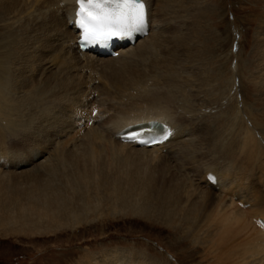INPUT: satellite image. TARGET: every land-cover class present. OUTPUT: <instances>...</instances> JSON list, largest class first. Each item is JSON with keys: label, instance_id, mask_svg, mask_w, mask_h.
Listing matches in <instances>:
<instances>
[{"label": "bare ground", "instance_id": "bare-ground-1", "mask_svg": "<svg viewBox=\"0 0 264 264\" xmlns=\"http://www.w3.org/2000/svg\"><path fill=\"white\" fill-rule=\"evenodd\" d=\"M153 1L145 0L146 35L133 44L114 48L118 52L115 57L78 50L79 31L74 23L76 0L45 1V11H48L54 29L49 41L42 46L34 44L31 32L29 39L33 43L29 46L20 45L15 31L6 42L0 41V48L4 46L0 52V64L4 65H0V222L6 225L15 223L17 231H50L79 224L84 220L81 215L85 206L91 202L102 204V201L109 200L115 207L121 201L123 207L132 213L136 206L148 202L151 208L165 212L166 225L171 226L182 240L187 239L197 248L209 247L214 264H264V229L258 222L259 219L264 223V183L261 181L264 179V138L258 133L259 126L264 128V33L254 34L251 56L255 59L252 65L250 61H236L227 66L225 59H229L230 54H220V59L218 52L214 75L210 77L209 71L204 69L201 71L208 74L207 78H202L203 72L199 74L186 66L197 52V46L194 48L193 44L194 31L197 30L184 28L188 16L197 19L201 12H187L183 7L185 0H160L158 4ZM257 1L264 4V0ZM16 3L15 0H0V16L10 14ZM199 9L203 10V7ZM12 14L16 15L15 12ZM8 21H13L11 16ZM191 21L194 24L197 20ZM179 22L182 27L172 29ZM33 27L31 29L36 30ZM234 32L238 34L236 30ZM67 35L71 36L70 40L64 38ZM218 37L223 48L221 37ZM157 38L172 44L171 47L183 48V53L177 55L174 51L169 59L150 62L149 52L159 44ZM29 41H25L26 44ZM206 49H202L203 52ZM196 57L199 61L200 55ZM59 59L62 63L56 68ZM75 70L80 74H75ZM82 72L87 74L84 79ZM29 75L37 77L38 82ZM86 80L92 83L89 92L92 106L89 112L84 111L83 120L91 118L92 124L84 125L79 134L87 142L71 141L67 146V140L58 139L63 140V136L68 135H63L65 130L76 128L69 119L60 116L59 100L69 96L71 102L83 95L88 84ZM81 85L82 89H79ZM244 90H250L251 95L247 96ZM97 96L98 99L94 100ZM200 98L205 99L204 104H200ZM234 99L238 104L234 105ZM246 100H251L252 105L244 106ZM94 107L98 114L92 117ZM212 112H218V115L208 119ZM145 119L170 124V138L161 145L139 147L115 137L127 125ZM201 119H208L210 125L205 127L208 147L204 145L203 148L206 147L219 160L211 164H205L202 159L197 161L196 166H203L201 176L197 170L180 173L175 165L182 157L196 160L191 154L198 153L202 145L198 132L194 130L195 123ZM229 127L238 132L242 128L247 130L242 138H238ZM53 131L62 135L57 136L58 141H54ZM6 134L8 140L9 137H22L26 143L24 150H27L18 153L23 147L7 143ZM239 143L241 151L238 156L245 160L238 158L241 164L234 161V164L222 163L216 154L225 160L232 159L230 149ZM160 159L166 163L156 164ZM143 161L146 164L141 167ZM111 163L115 164L112 167L116 169L115 173L110 170ZM242 165L250 170L246 171ZM157 167L161 170L155 177L152 172L155 170V173ZM255 169H260L259 176L254 175ZM209 172L215 175L214 181L206 179ZM242 203H247L248 209ZM209 222L219 226L213 233L208 229ZM214 236L218 241L213 239ZM122 252L109 250L97 259L93 256L96 260L93 258L91 262L115 264L124 254L129 256ZM133 260L138 261L137 258ZM139 261L135 263L140 264ZM143 262L141 264H145Z\"/></svg>", "mask_w": 264, "mask_h": 264}, {"label": "rangeland", "instance_id": "rangeland-1", "mask_svg": "<svg viewBox=\"0 0 264 264\" xmlns=\"http://www.w3.org/2000/svg\"><path fill=\"white\" fill-rule=\"evenodd\" d=\"M15 1H17L16 3L17 6H15L17 8L14 7V9L12 10L10 14L3 13L2 15L3 17L0 16V39H1L0 41L6 42V40H8V38L11 36L13 31H15L16 33L15 35L19 38L20 45L21 46L23 45L24 47L31 45L33 42L35 45L42 46L44 43H46L47 40L49 41L51 31L54 29V27H52L53 22L52 20H50L51 18L49 17L48 11L47 12L45 11V7H46L45 1L46 0L44 1L43 0L41 1L40 0H35V1L34 0H24V1L15 0ZM21 1H23L24 3ZM25 1L26 2L28 1V3L25 4ZM42 1L44 2L43 4L41 3ZM185 1L186 2L183 3V7L187 12H189V10H190L189 13L197 12L196 14H198L199 12H201L199 13L200 17L197 19H192V18L189 19V16H188L189 21H187L186 25L184 26L185 29L193 28L194 30L195 29L197 30V31H194V34H195L194 42L195 43H193L194 48L197 46L195 48V51L197 52L195 53V56H194L195 60L193 59L194 62L193 60L187 61L186 66L188 70L193 69L195 71H198L199 74L205 70H208L209 75L211 77L212 75H214L213 71L215 69L217 70L218 59L216 55L218 54V52H219L218 58H220V54L222 56L225 55L226 53L230 54L229 59L228 58L225 59L227 61L226 62L227 66L234 65L236 61L237 62L241 61V63L244 61L246 62L254 61L255 57L253 58L251 56V52H252L251 48L253 45L254 34L256 32L264 33V15H263L264 13L263 5L264 4L263 3H260L257 0H196V1L195 0H185ZM159 2L160 0L153 1L154 4H158ZM32 4H34L35 6ZM31 5L34 6V8H32ZM206 5H207V8H206ZM28 6H31V7H28ZM200 6L201 8L203 7V10L199 9ZM186 7H188L187 8L188 10L186 9ZM204 7L207 9L206 12H205ZM27 8H29L28 10L32 9V11L30 10L32 12L31 14H30V11L28 12ZM209 9H214V10L211 11ZM21 10H23V12ZM2 12H5V11H2ZM13 12H15L16 15L12 14ZM179 12L184 13L181 11ZM202 12H204L205 14ZM65 13L66 12H64V14ZM20 14L22 15V17L25 16L28 22L25 21L26 19L24 17L21 18ZM201 14L203 17H201ZM10 16L13 19L12 22L8 21V19H10ZM19 17L21 19H19ZM203 18H206V19L203 21ZM18 20L19 22H17ZM191 20H193V22H195L196 20L197 21L193 24L191 23L192 22ZM33 22L34 23L36 22V23L34 24ZM38 22L40 23V25ZM23 23L25 26L23 25ZM187 24L190 26H188ZM175 25L176 27L173 25V28H172L174 30L179 29V27L180 28L182 27V24H180V22L175 23ZM198 25H201V26H198ZM33 26L36 27V30H32L34 28ZM169 26L171 28V24ZM27 28L28 29L30 28V29L28 30ZM38 30L40 32H38ZM234 30H236L238 34H235ZM29 32H31L30 33L31 36ZM196 32L199 35H197ZM26 33H28V35H26ZM19 35H21L22 38ZM217 35L221 37L220 40L223 42V46H222L223 48H221V46L219 45V42H218L219 37ZM29 36L32 37L33 42H32V39H29L30 38ZM36 37H38L39 40ZM64 38H66L67 40H70L71 36L67 35ZM15 39L16 37L13 38L14 44L16 42ZM157 39H158L159 44L157 46H154L149 52L150 62H152V60L156 61V60L169 59L171 57L170 53L174 51H176L177 55H180V53L181 54L183 53V48L181 47L177 48L174 46L171 47L172 44L165 43V41L161 38H157ZM27 40H31V41H29V43L26 44L25 41ZM196 40H199L202 42L199 43ZM198 45H200V47ZM165 46L167 50H165ZM170 47L171 49H169ZM172 48L174 50H172ZM3 49H4V46L3 48H0V52H2ZM202 49L203 50L206 49L207 51L203 52ZM220 50H222L223 53L220 52ZM165 51H167L168 53H166ZM200 51H202V53ZM205 52H207L208 55H211V56L207 57V53ZM167 54L169 57L167 56ZM204 54H206L205 58H204ZM199 55H200V60L198 61L199 58L196 56H199ZM202 58L204 59L202 60ZM240 58L241 60H239ZM204 60H206V63L203 62ZM200 61L204 64H200L201 63ZM214 62L215 64H213ZM60 63H62V60L61 59L57 60L55 63V67L56 66L58 67ZM189 63L190 65L192 64V66H194L197 63L196 64L197 67L196 66L192 67L189 65ZM252 64L253 62L251 63V65ZM198 68H201V69H198ZM206 72L201 73L203 75H200V76L202 78H207L208 73ZM75 74H80V72L75 70ZM86 75L87 74H85L84 72H82L81 74L82 78L85 77ZM29 78L32 79L33 81L38 82L37 77L33 75L32 76L29 75ZM86 81L88 84L85 87V90H84L85 92L83 93L84 96L80 95L79 97L74 98L71 102H69L68 100L69 98H71L69 96H67L68 97L67 99H62V101L59 100L60 105H58L59 107L58 111L60 113V116L66 117L67 119H69L71 123L74 125V127L76 128L73 131L65 130L63 135L64 134H68V135L63 136L62 138L63 140L58 139L59 141L67 140L69 142V143L67 142L68 143L67 146H69L72 143L71 141L79 140L78 142H81L82 144L87 142L84 138H81L79 134V129L81 131L82 129H84L83 128L85 127L84 125L87 124V122L81 121L86 116L84 111L86 110L88 111V109H90L92 106L90 104L91 97L89 94V92L91 91L92 83L90 82V80H86ZM95 84L97 85L98 82L96 81ZM79 89H82V85L79 86ZM244 92L246 93L247 96L251 95L250 90H244ZM242 94L243 92L241 93V95ZM72 95L75 96V93H72ZM93 99L94 100L98 99V96L97 98L94 97ZM115 100L118 103L120 101L119 98H118L119 101L117 99ZM204 100L200 98L199 99L200 104H202ZM84 104L85 105L87 104V106L84 107ZM235 104H238L236 99H234V105ZM246 104L252 105L251 100H246V102L244 103V106H246ZM93 105L95 106L96 104H93ZM88 112H86V114H88ZM75 115L76 117H74ZM215 115H218V112L210 113V117L208 119L214 117ZM246 115H248V113H246ZM77 116H79V118H77ZM208 119H201L195 123L194 130L198 132L197 133L199 135L198 139L199 138L201 139L200 142L202 143V145L198 153L191 154L196 160L194 159L191 160L190 158V161H191L190 162L187 157H182L184 159V160L183 159L181 160L182 163L178 162V164L175 165V168L180 173L184 174V172H187V171L197 170L199 171L197 173L201 176L203 175L201 172L203 166L202 167L196 166L197 161H201L202 159L204 160L205 164H211L212 161L215 162L219 160V159L214 158L215 156H212L211 155L212 153H210V151L207 150L206 147L203 148L204 145L207 146V137L205 135V127L210 126L209 123L207 122ZM80 121L81 123L78 124V126H76L75 124ZM242 126H245V124H242ZM229 128H231V133L237 134L238 138H242V136L245 134L247 130V129L242 128V129H239L241 131L238 132L235 130L236 128L235 129H233L232 127H229ZM199 132L200 134L201 133L202 134L200 135ZM258 133L261 134V136L263 135L262 137L264 138V128L263 127L261 126L258 127ZM53 134L55 135L54 141H58L57 136H62L56 131H53ZM5 138H7L6 142L13 146L18 145L19 147H23V145L26 144L24 143V139L20 136L9 137L10 140H8V134H6ZM0 140H1V137H0ZM240 146H241V143H239L238 145H235L232 149H230V151L233 152L232 159L225 160L223 159L221 155H218V154L216 155L217 157L219 156L221 158L220 160L222 163L226 162V163L234 164L235 162L236 164L237 163L241 164V162H239L241 159L238 156L241 151ZM26 150L27 149L24 150V147H23L22 150L19 149L17 152L23 153ZM162 152L164 151L162 150ZM185 159L186 160L188 159V160L186 161ZM160 160L158 161L159 163L156 162V164L163 165L166 163L165 160L163 159H160ZM242 160H245V159L243 158ZM184 161H186L188 164L189 163L191 164L188 165ZM145 164H146L145 161H143L141 163V167L145 166ZM194 164H195V167H194ZM192 165H193V168L191 167ZM114 166L115 164L111 163L110 170H113V172L115 173L116 169H113ZM180 167L181 168L186 167V168L184 169L182 168L183 169L182 170ZM242 167H245L244 169L246 171L249 169V167L245 165H242ZM160 170L161 169L157 167V170H156L157 173L156 172L153 173L155 171L154 170L152 174L154 176L158 175V172H160ZM179 172H177L178 175L180 174ZM254 175L259 176L260 169H255ZM257 179L259 180V178ZM261 181L262 183H264V179ZM115 207L113 206L112 201H109V200H107V202L102 201V204L91 202L90 205L85 206L84 212L81 215V217H84V220L81 221L79 224H76L77 226L76 225L75 226H63L62 228L59 227L57 229H53L50 231H47V230H43V231L33 230L30 232L17 231L18 225H15V223L11 224L9 221L10 224L6 225L4 224V222H0V264H85L84 262H86V264H93V263L95 264V262L93 261L91 262V260H93L94 258L93 256H95V258L97 259L98 256H101L102 253L107 252L109 250L111 251L113 249L118 250V252L120 250L124 251L122 252L123 254L127 252L126 254L131 256L130 258L129 256L124 254L122 259H124L125 261L124 260L122 261V259H120L119 262L116 261L115 264H119L120 262H121L120 264H125V263L136 264L135 262L138 263L139 260L140 261L142 260L141 262L144 261L145 264H153V262L154 264H157V263L158 264H214L213 263L214 262L213 252L209 250V247L208 248H197L196 246H192L191 242H187L188 241L187 239L182 240L180 235H178L175 232V230L171 228V226L166 225L168 223L167 216L163 210L151 208L150 203L148 202H144L136 206V208L133 210V213L129 209L124 208L121 201H118L117 206ZM106 208H108V210H105ZM245 209H248V206H245ZM209 224L210 226L208 229L211 233L215 232V230H217L219 227L217 225L215 226L214 223L209 222ZM213 239H216L218 241L216 236H214ZM133 258L134 259L137 258L138 261L133 260ZM140 261L139 263L141 264Z\"/></svg>", "mask_w": 264, "mask_h": 264}, {"label": "snow or ice", "instance_id": "snow-or-ice-1", "mask_svg": "<svg viewBox=\"0 0 264 264\" xmlns=\"http://www.w3.org/2000/svg\"><path fill=\"white\" fill-rule=\"evenodd\" d=\"M76 5L74 23L81 30V39L89 44L129 37L145 23V0H76ZM141 135L137 132L127 138L137 140Z\"/></svg>", "mask_w": 264, "mask_h": 264}]
</instances>
